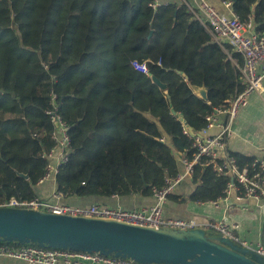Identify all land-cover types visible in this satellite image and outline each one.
I'll use <instances>...</instances> for the list:
<instances>
[{"label": "trees", "instance_id": "1", "mask_svg": "<svg viewBox=\"0 0 264 264\" xmlns=\"http://www.w3.org/2000/svg\"><path fill=\"white\" fill-rule=\"evenodd\" d=\"M153 1L0 0V203L38 196L55 145L54 115L70 135L59 191L149 195L178 175L182 157L194 156L183 123L201 130L243 90V58L213 41L185 4L154 9ZM230 1L241 21L264 33V0ZM194 85L208 89V100ZM230 154L240 166L254 160ZM230 179L197 163L190 199H219Z\"/></svg>", "mask_w": 264, "mask_h": 264}, {"label": "built area", "instance_id": "2", "mask_svg": "<svg viewBox=\"0 0 264 264\" xmlns=\"http://www.w3.org/2000/svg\"><path fill=\"white\" fill-rule=\"evenodd\" d=\"M179 1L185 4L191 13L199 19L211 34L213 41L226 51L232 49L243 58L244 64L241 67V72L244 88L207 115V124L201 130L193 131L183 123L185 133L193 139L195 154L192 158L184 156L180 159L182 170L177 176L168 177L163 188H153L152 194L156 201L148 207L134 209L113 207L101 203L80 206L64 202L63 199L68 193L57 190L49 199L40 196L32 199L11 197L0 203V207L91 216L176 231L201 227L205 228L212 237H228L239 247L254 249L264 255V245L261 243L253 245L239 234L240 224L237 222H230L224 218L202 222L197 218L185 219L165 215L164 207L168 197L174 193L177 186L186 177H193L194 166L197 163L209 165L219 175H227L231 178L228 182L226 195L216 200H209V202L218 204L221 200L228 201L231 193L234 192L238 201L251 197L259 206H264V157H256L250 165L240 166L237 158L227 152L232 125L239 110L248 104L252 93L263 90L264 33L255 30L252 20L241 21L232 9L230 0H221L226 7L230 8L229 14L218 10L209 0ZM162 3L167 2L154 0L151 6L157 9ZM232 59L237 61L236 58ZM133 64L139 71L149 74L146 62L135 60ZM53 121L56 124L55 145L50 152L46 153V157L49 159L48 171L41 180L48 177L56 179L60 165L69 159V126L59 115H54ZM222 152H226V154H222ZM203 158L206 159L203 161ZM0 256L41 264H141L132 258L114 254L41 246L37 243L20 244L17 242V244H12L9 241H0Z\"/></svg>", "mask_w": 264, "mask_h": 264}, {"label": "water", "instance_id": "3", "mask_svg": "<svg viewBox=\"0 0 264 264\" xmlns=\"http://www.w3.org/2000/svg\"><path fill=\"white\" fill-rule=\"evenodd\" d=\"M152 78L162 89L167 88L156 76ZM193 89L208 100L204 85H194ZM0 241L114 254L141 264H264V255L256 250L241 248L225 236L212 237L201 227L186 231L156 229L22 208L0 207Z\"/></svg>", "mask_w": 264, "mask_h": 264}, {"label": "crops", "instance_id": "4", "mask_svg": "<svg viewBox=\"0 0 264 264\" xmlns=\"http://www.w3.org/2000/svg\"><path fill=\"white\" fill-rule=\"evenodd\" d=\"M159 1L173 2L178 0ZM209 1L221 12L230 13V8L226 7L221 0ZM227 152L229 154L232 152L241 153L253 158L264 157V83L262 92L252 93L249 97L248 104L239 110L232 125V133L228 140ZM222 154H226V152H222ZM186 179L192 180L191 177H186L184 180ZM193 190L194 188H187L189 196ZM56 191L57 183L53 177L39 181L36 186L37 195L43 198L49 199L53 197ZM181 197H184V194H177L176 190L168 197L164 207L166 216L185 219L197 218L202 222L224 218L227 221L239 223V234L251 244L257 245L261 243L264 245V206H259L255 199L248 197L242 201H238L236 200L235 193L232 192L228 201L221 200L218 204H213L209 201L193 200L194 203L186 204L184 200H181ZM63 201L80 206L101 203L113 207L120 206L134 209L148 207L156 199L153 194L105 196L68 193ZM0 264L41 263H29L22 259L0 256Z\"/></svg>", "mask_w": 264, "mask_h": 264}, {"label": "rangeland", "instance_id": "5", "mask_svg": "<svg viewBox=\"0 0 264 264\" xmlns=\"http://www.w3.org/2000/svg\"><path fill=\"white\" fill-rule=\"evenodd\" d=\"M194 187H195V184L193 183V181L190 180V179H186V180H183L182 183L177 187L176 193L177 194H181V193L184 194L185 203L186 204H191V203H194V202L190 199L189 193L187 192V188H191L192 189Z\"/></svg>", "mask_w": 264, "mask_h": 264}]
</instances>
